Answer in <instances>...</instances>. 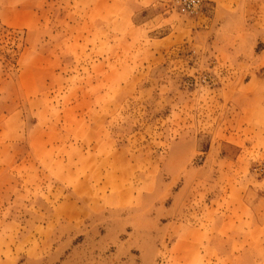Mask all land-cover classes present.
Returning a JSON list of instances; mask_svg holds the SVG:
<instances>
[{
	"label": "rangeland",
	"instance_id": "obj_1",
	"mask_svg": "<svg viewBox=\"0 0 264 264\" xmlns=\"http://www.w3.org/2000/svg\"><path fill=\"white\" fill-rule=\"evenodd\" d=\"M177 1L0 0V264H179L264 194V0Z\"/></svg>",
	"mask_w": 264,
	"mask_h": 264
},
{
	"label": "crops",
	"instance_id": "obj_2",
	"mask_svg": "<svg viewBox=\"0 0 264 264\" xmlns=\"http://www.w3.org/2000/svg\"><path fill=\"white\" fill-rule=\"evenodd\" d=\"M104 3L113 5L114 0H104ZM98 9L101 10V6ZM19 116V111L13 112L6 116V120L17 123ZM34 126L37 127V123ZM19 160L16 163L18 166L23 163V160ZM254 195L257 198L255 202L246 200L249 195H242L238 205L229 207L225 213L220 212L224 216L218 217L213 223L197 219L191 225L185 222L187 214L182 211L178 212L176 220L161 222V229H169L165 238L170 240L175 237L172 246H176L175 256L179 264L191 261L194 264H264V194ZM171 213L172 209H167V212L161 213L162 216L152 217V220L161 221ZM198 213L194 211L193 214L196 217ZM211 216L214 215L205 217L211 220ZM187 229H191L188 234L185 233ZM235 230L241 233H233ZM157 248L158 245L155 250ZM151 264H156V258L151 260Z\"/></svg>",
	"mask_w": 264,
	"mask_h": 264
},
{
	"label": "built area",
	"instance_id": "obj_3",
	"mask_svg": "<svg viewBox=\"0 0 264 264\" xmlns=\"http://www.w3.org/2000/svg\"><path fill=\"white\" fill-rule=\"evenodd\" d=\"M203 0H178L180 13L186 16H196L202 10Z\"/></svg>",
	"mask_w": 264,
	"mask_h": 264
}]
</instances>
